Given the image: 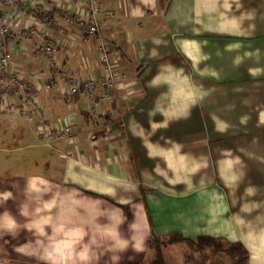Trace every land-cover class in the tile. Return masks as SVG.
<instances>
[{
  "label": "crops",
  "instance_id": "0c3cea01",
  "mask_svg": "<svg viewBox=\"0 0 264 264\" xmlns=\"http://www.w3.org/2000/svg\"><path fill=\"white\" fill-rule=\"evenodd\" d=\"M100 3L117 83L96 114L40 90L78 141L55 144L36 196L0 198V264H142L154 236L240 243L264 264V0ZM56 24L76 35L60 65L102 79L97 42ZM13 59L43 83L41 61Z\"/></svg>",
  "mask_w": 264,
  "mask_h": 264
},
{
  "label": "built area",
  "instance_id": "2783aa9c",
  "mask_svg": "<svg viewBox=\"0 0 264 264\" xmlns=\"http://www.w3.org/2000/svg\"><path fill=\"white\" fill-rule=\"evenodd\" d=\"M101 0H0V112L13 114L18 120L37 124L40 140L48 147L56 143H77L78 135L72 131L70 120H59L53 125L46 118L39 92L43 88L62 86V99L68 108L83 96L90 102L93 113L100 108L97 91L117 83L111 62V50L104 37L103 24L112 12L102 11ZM57 18L70 29L83 33L82 42L95 40L98 44L102 79L92 76L73 77L59 63V52L73 47L76 35L71 31L57 36ZM33 61H41L47 74L25 73L14 62L13 49ZM32 77L37 78L34 82ZM43 84V85H42Z\"/></svg>",
  "mask_w": 264,
  "mask_h": 264
},
{
  "label": "rangeland",
  "instance_id": "374dc122",
  "mask_svg": "<svg viewBox=\"0 0 264 264\" xmlns=\"http://www.w3.org/2000/svg\"><path fill=\"white\" fill-rule=\"evenodd\" d=\"M58 159L59 154L52 148L41 146L35 122L0 112V198L36 196L33 189L50 175L45 166L59 162ZM219 247L201 250L186 242L170 243L156 238L142 264H161L159 251L165 264H233L228 255L230 247L225 244Z\"/></svg>",
  "mask_w": 264,
  "mask_h": 264
},
{
  "label": "trees",
  "instance_id": "16d2710c",
  "mask_svg": "<svg viewBox=\"0 0 264 264\" xmlns=\"http://www.w3.org/2000/svg\"><path fill=\"white\" fill-rule=\"evenodd\" d=\"M153 240H156L155 236L151 239L150 244L152 243ZM176 241L186 242L190 246L197 245L199 249L201 250L205 249V247H212L216 250H219L220 249L219 245L225 244L230 247L228 251V255L230 256L233 264H249L248 252L245 250V248L240 243L230 244L222 239H215V238H210V237H201V238H198L196 241L184 240V239H177ZM159 256H160L159 259H161V264H165L162 260L160 251H159Z\"/></svg>",
  "mask_w": 264,
  "mask_h": 264
}]
</instances>
